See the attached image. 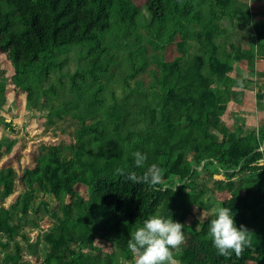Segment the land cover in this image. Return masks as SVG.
I'll list each match as a JSON object with an SVG mask.
<instances>
[{
    "label": "trees",
    "instance_id": "trees-1",
    "mask_svg": "<svg viewBox=\"0 0 264 264\" xmlns=\"http://www.w3.org/2000/svg\"><path fill=\"white\" fill-rule=\"evenodd\" d=\"M253 16L242 0H0V54L12 66V79L30 80L13 91L29 104L34 86L40 97L54 94L46 86L51 76L59 85L68 77L77 97V81L94 84L80 110L93 120L78 124L67 158L53 143L28 153L17 146L19 123L1 115L8 86L0 81V158L12 172L8 188L0 180L6 202L0 250H12L3 263L22 260L15 239L28 243L21 230L27 222L40 227L27 216L42 208L54 225L42 235V258L32 264H135L128 240L136 227L152 214L170 213L185 224V240L174 251L181 264H264V127L247 129L242 117L227 125L230 110L249 91L264 112V81L238 66L255 74L254 60L264 61V19ZM226 19L235 33L223 27ZM111 31L133 56L125 86L130 79L136 84L105 103L100 78L114 58L106 57ZM41 108L47 124L62 119L59 105ZM136 150L147 153L143 166L134 163ZM152 163L166 170L169 185L181 183L174 192L163 183L128 179L129 171L142 176ZM204 175L224 179L207 187ZM224 193L227 199L215 200ZM213 203L232 207L236 224L251 232L241 254L224 256L214 246Z\"/></svg>",
    "mask_w": 264,
    "mask_h": 264
},
{
    "label": "rangeland",
    "instance_id": "rangeland-1",
    "mask_svg": "<svg viewBox=\"0 0 264 264\" xmlns=\"http://www.w3.org/2000/svg\"><path fill=\"white\" fill-rule=\"evenodd\" d=\"M136 2H141L143 0H135ZM243 3L248 4L251 13L254 15L253 20L255 19H264V2L262 1H253V0H242ZM204 9V6H203ZM250 18V17H249ZM203 19L208 21V16L204 15ZM251 19V18H250ZM223 27H226L229 31L228 33H235L236 29H232L230 27V23L228 19L221 22ZM235 26V25H233ZM138 31L142 32L141 28H138ZM105 43L108 45V56H114L108 73L103 75L100 78V81L103 83L104 90L100 94V97L104 100L105 103L111 102V93L114 94L116 99H120L125 92L134 88L136 84V80H128V87L125 86V79L130 74V61L131 57L129 50L117 40V33L114 31L108 32L105 35ZM245 47V46H244ZM133 51V50H132ZM135 53V52H134ZM135 56V54H134ZM240 69H243L245 75L248 77L251 75L256 81H264L263 77H259L258 73L260 71H264V61L259 59L258 57L254 60L253 68L255 70L254 73H248L247 69H245V65H238ZM71 73V71H70ZM63 74H59V76H63ZM12 66L5 57V55L0 54V78L1 82L7 84L6 95H5V103L1 105V115L5 117L6 120H14L19 123L20 133L19 135L22 137L17 142V146L22 145L24 153L36 151L42 145H48L49 143H53L63 152V155L67 158L71 157L70 152L67 149V145L70 141L74 143V131L76 130L78 124L88 125L92 122L90 116L86 117L85 112L82 114L80 112L82 103L90 96L91 92L94 90V84L86 78L84 82L79 83L80 93L77 97L74 92L70 90L68 77L64 78V84L59 85L57 81H54L53 76H51L48 81L47 88L51 85L54 87V94L46 92L43 97L39 96V92L37 86H34V98L28 104L26 102L25 94L21 92H15L12 90L13 87H19L22 84H28L30 80L27 78L23 79H12ZM144 83H149V79H145L140 76ZM58 80V78L56 77ZM140 79V80H141ZM3 86V85H0ZM45 86V84H44ZM241 101L233 106V109L230 110L229 115L227 117V125L230 124V119L235 117H242L245 119V128L250 130H261L264 127V112L259 111L257 105L258 103L254 100V91H249ZM48 102V103H47ZM49 104H54L55 106L61 107V115L62 119H54V124H47L44 117L42 116V112L40 109L46 107ZM31 107L34 111L31 112ZM82 114V115H81ZM97 116V115H96ZM2 125H0V133L2 131ZM16 137L18 135H15ZM23 157V156H21ZM9 166V160L2 156L0 158V180H2L6 187L8 188L9 181L7 179L12 176L11 168ZM221 180L224 179L222 176L217 175L215 177H210L204 175L202 177V183L207 184V187L210 186V180ZM3 189V186H0V190ZM23 188H18L17 194L23 193ZM1 196V194H0ZM227 194H221L220 197L215 198L216 201H220L222 199H227ZM7 200V202L11 201ZM48 201L46 197H35V201ZM6 203L4 200L0 199V205ZM216 205H210L209 211H214L216 209ZM204 214L201 216V214ZM206 211H200L199 219L203 220L206 217ZM36 217L39 219V228L34 227L32 222H27V225H24L21 233L25 234L29 239L26 242L21 240V237H16L15 241L19 244L21 248L22 260L19 261V264H32V258H42L43 256V240L42 235L45 231H49L53 228L54 220L50 217H45V212L42 208L40 211L34 214L32 211L27 216V219H31ZM95 245H100V242L96 239ZM28 244L32 249L29 248ZM12 247V245H11ZM6 252H11V248L1 251L0 250V264H4L3 260L5 259Z\"/></svg>",
    "mask_w": 264,
    "mask_h": 264
},
{
    "label": "clouds",
    "instance_id": "clouds-1",
    "mask_svg": "<svg viewBox=\"0 0 264 264\" xmlns=\"http://www.w3.org/2000/svg\"><path fill=\"white\" fill-rule=\"evenodd\" d=\"M134 163L143 166L147 160V153L136 150L132 153ZM123 171V170H121ZM165 169L157 163H152L147 172L138 176L135 171L127 173L128 179L133 182L147 181L151 185H160L163 188H173L177 185H169L164 179ZM169 211V210H168ZM170 212V211H169ZM215 218L210 222V234L213 244L219 254L232 256L239 255L245 247L251 243L250 231L245 225H237L232 207L219 206L215 209ZM204 214L202 213L201 216ZM185 224L174 220L170 215L152 214L142 224L136 227L132 237L128 240L130 250L135 254V264H181L174 255L185 240Z\"/></svg>",
    "mask_w": 264,
    "mask_h": 264
}]
</instances>
